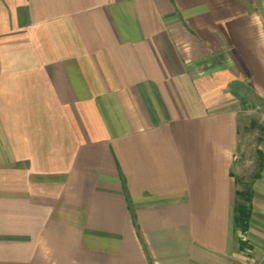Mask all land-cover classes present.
<instances>
[{"label": "crops", "instance_id": "crops-1", "mask_svg": "<svg viewBox=\"0 0 264 264\" xmlns=\"http://www.w3.org/2000/svg\"><path fill=\"white\" fill-rule=\"evenodd\" d=\"M247 89L264 0H0V264H264Z\"/></svg>", "mask_w": 264, "mask_h": 264}, {"label": "rangeland", "instance_id": "rangeland-1", "mask_svg": "<svg viewBox=\"0 0 264 264\" xmlns=\"http://www.w3.org/2000/svg\"><path fill=\"white\" fill-rule=\"evenodd\" d=\"M246 103H240L237 107L240 128L241 153L236 156V163L241 165L242 172H237V180L240 189L244 186L250 191V186L258 171L259 153L257 152L261 139L264 138V107L260 98L252 90L244 93Z\"/></svg>", "mask_w": 264, "mask_h": 264}, {"label": "trees", "instance_id": "trees-1", "mask_svg": "<svg viewBox=\"0 0 264 264\" xmlns=\"http://www.w3.org/2000/svg\"><path fill=\"white\" fill-rule=\"evenodd\" d=\"M250 218V209L243 202H239L236 205V226L245 230L248 227V222ZM152 264V263H151Z\"/></svg>", "mask_w": 264, "mask_h": 264}]
</instances>
